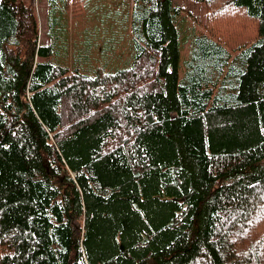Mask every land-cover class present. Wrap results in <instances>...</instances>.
Here are the masks:
<instances>
[{
	"label": "trees",
	"instance_id": "1",
	"mask_svg": "<svg viewBox=\"0 0 264 264\" xmlns=\"http://www.w3.org/2000/svg\"><path fill=\"white\" fill-rule=\"evenodd\" d=\"M193 2L182 76L173 0H131L130 66L93 75L0 2V264H264V0Z\"/></svg>",
	"mask_w": 264,
	"mask_h": 264
},
{
	"label": "rangeland",
	"instance_id": "2",
	"mask_svg": "<svg viewBox=\"0 0 264 264\" xmlns=\"http://www.w3.org/2000/svg\"><path fill=\"white\" fill-rule=\"evenodd\" d=\"M23 1L36 17L40 45L49 41L53 44L54 54L50 58L52 62L62 65L76 62L82 72L90 75L95 73L97 67L116 71L130 66L129 63L133 60L131 0ZM173 2L186 11L181 18V28L179 25L182 76L192 38L200 31L205 8L203 4H196L193 0ZM79 8L81 11H78ZM240 33L220 35V39L230 50H237L255 38L254 33Z\"/></svg>",
	"mask_w": 264,
	"mask_h": 264
}]
</instances>
